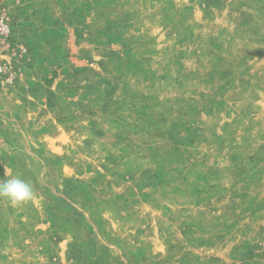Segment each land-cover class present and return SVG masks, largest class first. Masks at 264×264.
Returning a JSON list of instances; mask_svg holds the SVG:
<instances>
[{"label":"rangeland","instance_id":"obj_1","mask_svg":"<svg viewBox=\"0 0 264 264\" xmlns=\"http://www.w3.org/2000/svg\"><path fill=\"white\" fill-rule=\"evenodd\" d=\"M0 18V264H264V0Z\"/></svg>","mask_w":264,"mask_h":264},{"label":"clouds","instance_id":"obj_2","mask_svg":"<svg viewBox=\"0 0 264 264\" xmlns=\"http://www.w3.org/2000/svg\"><path fill=\"white\" fill-rule=\"evenodd\" d=\"M9 178H0V199H6L12 206L19 207L36 199L33 187L22 178L5 173Z\"/></svg>","mask_w":264,"mask_h":264},{"label":"built area","instance_id":"obj_3","mask_svg":"<svg viewBox=\"0 0 264 264\" xmlns=\"http://www.w3.org/2000/svg\"><path fill=\"white\" fill-rule=\"evenodd\" d=\"M6 21L5 19L0 18V32L4 35L8 33L7 27H5Z\"/></svg>","mask_w":264,"mask_h":264}]
</instances>
